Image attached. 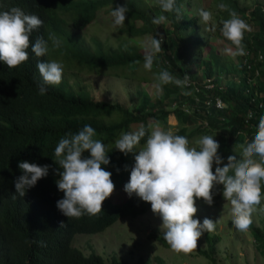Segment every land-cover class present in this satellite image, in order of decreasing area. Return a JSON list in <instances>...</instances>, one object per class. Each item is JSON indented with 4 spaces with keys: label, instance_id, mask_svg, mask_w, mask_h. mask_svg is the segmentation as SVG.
Listing matches in <instances>:
<instances>
[{
    "label": "trees",
    "instance_id": "obj_1",
    "mask_svg": "<svg viewBox=\"0 0 264 264\" xmlns=\"http://www.w3.org/2000/svg\"><path fill=\"white\" fill-rule=\"evenodd\" d=\"M221 3L236 11L251 28L245 32L243 41L248 50L245 55L247 62L251 63L249 66L242 62L244 55L233 57L214 46L217 37L225 38L221 32L222 21L230 18L228 11L218 7ZM124 4L128 8L126 21L130 31L150 32L151 39L161 40L159 55L162 53L168 58L170 65L167 71L171 75L187 70L196 78L206 75L216 78L220 86L202 88L197 92V108L190 111L179 105L168 108L170 100H180L179 97L192 100L188 95L189 87L183 92L173 83L160 85L152 101L142 92L133 107L117 100L95 99L86 89L72 87L64 77L59 85H45L46 94H39L38 85L43 83V78L37 68L38 61L57 58L59 62L63 58L65 66L111 71L107 67H125L138 59L144 60L146 51L140 48L131 45L127 49L122 45L112 48L98 37L88 40L82 34L83 28L94 20L99 9L101 13L106 10L111 13ZM176 6L180 8L179 15L162 12L159 0H0V11L19 7L26 14L41 18L44 24L33 31L30 40L34 44L36 37L43 36L49 45V53L44 57L35 56L30 46L29 60L18 68H8L0 60V264H167L159 254L138 257L135 261L115 254L104 259L93 249L85 253L71 242L76 231H96L118 216L135 215L151 207L150 203L135 194L129 196L125 191L119 198L114 194L115 197L107 198L104 211L97 216L84 214L78 219H69L58 209L57 201L64 197V193L57 185L60 179L57 170L62 169L54 159L55 148L62 138L78 133L85 125L95 129L94 139L102 141L109 152L110 163L102 167L105 170L109 168L112 177L117 176L113 181L115 188H125V178L131 175L134 149L130 152L131 158L127 159V155L115 148L113 140L118 134L127 133L133 121L140 122L135 131L142 126L146 130L140 144L146 142L151 131L148 116L166 121L169 111L174 112L181 123L173 132L187 139L203 129H223L219 154L224 164L230 155L239 159L241 145L254 139L259 119L264 115V0H252L249 5L239 0H213V20L206 25L204 36L210 44L206 55L202 53V38L194 33L200 14L183 15L182 0H176ZM159 15H165L167 19L163 24H154L153 18ZM213 22L215 31H210ZM211 34L216 38L211 39ZM50 35L56 37L58 47H53ZM232 49L235 50L234 45ZM159 55H155L153 63L158 73L164 70ZM194 63L200 66L199 71H196ZM254 66L258 67L255 76L251 68ZM116 69L111 72L119 74L120 67ZM220 73L230 77L222 82L223 85ZM216 92L224 100L223 106H216L213 101L203 102L205 97ZM196 117L201 119V123L197 121L192 125ZM240 137L245 139L242 144L239 143ZM236 146L238 150H233ZM194 147L199 150L197 143ZM82 155L90 158L89 151ZM22 161L50 166L48 175L38 180L23 197L15 188L16 179L24 174L19 168ZM215 167L214 164L213 171ZM62 223L65 225L61 227ZM147 227L148 235L156 236L169 245L164 240L163 231H157L149 224ZM251 230L254 240L264 246V225H253ZM215 235L206 233V247L196 248L211 259L216 248Z\"/></svg>",
    "mask_w": 264,
    "mask_h": 264
},
{
    "label": "clouds",
    "instance_id": "obj_2",
    "mask_svg": "<svg viewBox=\"0 0 264 264\" xmlns=\"http://www.w3.org/2000/svg\"><path fill=\"white\" fill-rule=\"evenodd\" d=\"M159 4L162 12L180 14L176 0H159ZM218 7L228 11L230 16L222 21L221 32L235 46V50L227 48L226 51L233 57L245 55L244 35L246 31H251L250 26L228 5L221 3ZM127 12L126 4L111 12L116 26L124 25ZM200 17L205 25L212 21L209 11L201 9ZM166 19L165 15H159L153 18V23L160 25ZM43 24L44 21L37 15L26 14L19 7L0 11V60L8 68H18L27 62L30 46L37 57L49 53L48 41L43 36L36 37L34 44L30 40L33 31ZM209 30L215 31L214 22ZM49 39L53 41V47L59 46L54 35H50ZM144 47L143 66L151 71L154 57L161 51V40L152 38ZM37 68L43 78V83L38 85L39 94H46L45 85H59L62 82L61 63L55 60L38 61ZM156 79L160 85L173 83L179 87H184L188 82L187 75L181 80L174 78L167 70L160 71ZM148 127L150 134L135 156V166L125 191L129 196L135 194L151 204L153 213L162 218L163 237L171 249L177 253L191 254L205 232L215 231L213 220L205 218L201 223L195 218L198 212L196 201L202 199L212 205L213 190L218 184L224 186L223 197L232 206L234 227L240 232H247L253 223L252 214L264 201V115L259 119L254 139L241 145L239 159L236 155H230L226 164L218 151L220 143L213 136H202L196 142L198 150L189 146L185 136L159 126L153 128L151 124ZM145 135L143 126L135 132L123 133L115 141V148L127 155ZM95 136V129L85 125L78 133L62 138L55 148L54 159L62 169L57 170L60 176L57 185L64 193V197L57 201V207L69 219H78L84 214L99 215L104 211L105 200L115 191L112 172L102 167L110 163L109 152L102 141L94 139ZM85 151L90 152V158L83 157ZM49 167L20 162L19 168L24 174L15 181L16 192L23 197L38 180L48 175ZM64 225L62 223L61 227Z\"/></svg>",
    "mask_w": 264,
    "mask_h": 264
},
{
    "label": "rangeland",
    "instance_id": "obj_3",
    "mask_svg": "<svg viewBox=\"0 0 264 264\" xmlns=\"http://www.w3.org/2000/svg\"><path fill=\"white\" fill-rule=\"evenodd\" d=\"M239 1L249 5L252 0ZM182 5V13L185 16L195 13L200 14L201 9L210 13L213 12V0H182ZM205 31H207V27L200 18L198 28L194 33L199 38H202L203 55H206L207 48L210 45L209 41L204 38ZM82 32L86 39L91 40L93 36L98 37L112 48H118L122 45L124 49H127L131 45L136 49L140 48V50L146 51L144 45L151 40L150 32L135 33L130 31L126 20L122 27L116 26L114 17H112L109 10L101 13L99 9L94 20L84 27ZM210 38L215 39L216 36L211 34ZM214 46L218 47L220 52L224 54H229L226 49L232 48V45L223 37H217ZM53 60L57 61V58H53ZM59 63L63 66V77L67 79L68 83L76 89L79 87L86 89L91 97L95 99L117 100L129 107H133L139 101L142 92H145L152 101L154 94L160 89V83L156 79L158 75L157 67L153 64L151 71L146 70L143 66L145 60L142 59H138L137 62H131L129 63L130 65L125 67L121 65L107 67L111 71H117L116 68L120 67L119 74L107 70H86L74 65L65 66L66 63L63 58L60 59ZM131 65H134V67ZM194 67L196 71H199L200 66L195 64ZM229 78L227 75L220 73V83ZM214 81H216L215 77ZM174 106L172 100H170L168 108L171 109ZM105 117L109 118V116ZM148 121L153 128L159 126L163 130L171 131L181 124L175 119L172 111L167 113L166 121L154 119L150 116H148ZM197 121L201 123V119L196 117L192 125L197 124ZM139 124L140 122L138 121L131 122L128 132H135ZM223 133V129L220 128L196 131L188 137L189 146L194 147L196 142L204 135L213 136L219 142L221 135H224ZM120 136L121 134H118L114 138L113 144ZM243 140L245 139L239 140V143L242 144ZM145 143H141L134 148V158L130 164L131 171L135 166V156L139 154L140 148ZM233 150H238V147H234ZM126 158H131L130 153L127 154ZM106 170L110 171L109 168ZM116 177H112V180L115 181ZM129 180L130 177L125 178L126 184ZM220 187L222 186L218 184L213 190L214 202L212 205H208L202 199L196 201L198 212L195 218H198L201 223H203L205 218H209L216 225L215 231L209 233L216 234L217 238L213 259L200 253L197 249L191 254L177 253L171 249L170 245L164 244L158 237L148 235V224L157 231H163L161 228L162 218L153 213L151 207L135 215L118 216L105 227L96 231H76L72 235L71 242L80 247L85 253L93 249L100 253L104 259H109L112 254H115L130 261H135L138 257H151L153 254H159L165 259L167 264H264V246L254 240L251 230L253 225H264V201L257 206V210L252 214L253 223L250 229L247 232H240L232 223V206L223 197V189ZM123 192H125L124 187H116L113 192L116 197L112 195L115 198H119ZM206 233L198 239V247H206Z\"/></svg>",
    "mask_w": 264,
    "mask_h": 264
},
{
    "label": "built area",
    "instance_id": "obj_4",
    "mask_svg": "<svg viewBox=\"0 0 264 264\" xmlns=\"http://www.w3.org/2000/svg\"><path fill=\"white\" fill-rule=\"evenodd\" d=\"M158 36L160 37L159 34H158ZM247 52H248V50L245 49V53H247ZM257 54H258V57L261 56L260 52H258ZM159 57L161 59L162 65H163V69L169 70L170 62H169L168 58L165 55H163L162 53H161V55H159ZM242 62L246 63L248 66L251 65V63L249 64L247 62L246 55H244L242 57ZM251 68L253 69L254 76L257 75L258 74V67L254 66ZM186 75L188 76V82L184 87H180V88H181V91L185 92L184 88L189 87L191 89V87H192V89L191 90L189 89V92H188V95L192 97V100L186 101V100L182 99L181 97H179L180 100L173 99L172 104L173 105H179V107H181L185 111H190L193 108L198 107L199 96H198L197 92L199 90H201L202 88H210L211 86H214V85L220 86V84L219 83L217 84V82L214 81L213 75H206V76H202V78H196V77L191 76L187 70H183V71L179 72L178 74H172V76L174 78H178L181 80H183ZM210 101H213L216 106H223L224 105V100L221 98V96L218 92H216L212 96H207L203 99L204 103H209ZM204 122H205V120H204Z\"/></svg>",
    "mask_w": 264,
    "mask_h": 264
},
{
    "label": "crops",
    "instance_id": "obj_5",
    "mask_svg": "<svg viewBox=\"0 0 264 264\" xmlns=\"http://www.w3.org/2000/svg\"><path fill=\"white\" fill-rule=\"evenodd\" d=\"M172 114L174 115V117H175V114H174V112H172ZM175 119H176V117H175Z\"/></svg>",
    "mask_w": 264,
    "mask_h": 264
}]
</instances>
